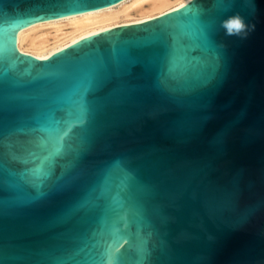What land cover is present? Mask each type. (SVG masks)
<instances>
[{
  "label": "water",
  "instance_id": "1",
  "mask_svg": "<svg viewBox=\"0 0 264 264\" xmlns=\"http://www.w3.org/2000/svg\"><path fill=\"white\" fill-rule=\"evenodd\" d=\"M121 1L0 0V164L17 174L0 190L9 264L108 252L114 264H264V0H190L46 59L16 47L33 23ZM173 35L181 77L161 90ZM89 81L86 127L42 182L21 181L38 161L13 155L27 158Z\"/></svg>",
  "mask_w": 264,
  "mask_h": 264
},
{
  "label": "snow or ice",
  "instance_id": "2",
  "mask_svg": "<svg viewBox=\"0 0 264 264\" xmlns=\"http://www.w3.org/2000/svg\"><path fill=\"white\" fill-rule=\"evenodd\" d=\"M232 25L239 28L240 25L237 21H233ZM197 39L206 46L209 50H213V46L209 40V35L205 25H200L199 34ZM168 48V55L165 59L164 66L161 72L158 74L156 87L161 90H175L170 81L178 80L181 77L179 72L180 64L179 60L182 58V53L185 50V46L180 43L178 36L173 35L171 37V43L166 44ZM215 60V57H213ZM92 82L89 81L86 86L83 87L82 92L79 94L78 99L74 102V106L71 109L63 110L62 114L51 120L48 134L45 137L37 135L35 138L27 141V158H21L13 155L14 159H20L22 163H28L31 161H38L33 168H25L19 173V179L25 183L36 185L37 181L42 182V177H47L50 174L52 165L55 163L56 158L61 156L66 148H70L68 143L73 136L77 135L74 130H83L88 124L92 109L89 106L87 100V94L92 88ZM31 132H38V128H31ZM4 136V128L0 123V145H3L5 141L2 139ZM40 153H45L41 156ZM16 173L8 172L0 164V190L5 187H17L13 183L12 178ZM9 257H6L3 251V246H0V264H9ZM116 257L110 252L106 253L104 257L99 261V264H114ZM48 264H98L94 261L92 256L85 255L81 259H76L74 255L68 256L67 260L62 258H53Z\"/></svg>",
  "mask_w": 264,
  "mask_h": 264
},
{
  "label": "bare ground",
  "instance_id": "3",
  "mask_svg": "<svg viewBox=\"0 0 264 264\" xmlns=\"http://www.w3.org/2000/svg\"><path fill=\"white\" fill-rule=\"evenodd\" d=\"M190 0H122L105 8L53 21L33 23L16 34L20 52L46 59L87 36L110 28L143 22L176 10Z\"/></svg>",
  "mask_w": 264,
  "mask_h": 264
},
{
  "label": "clouds",
  "instance_id": "4",
  "mask_svg": "<svg viewBox=\"0 0 264 264\" xmlns=\"http://www.w3.org/2000/svg\"><path fill=\"white\" fill-rule=\"evenodd\" d=\"M237 22L239 23L240 27L243 26L242 21L237 20ZM240 27H239V28H240Z\"/></svg>",
  "mask_w": 264,
  "mask_h": 264
}]
</instances>
